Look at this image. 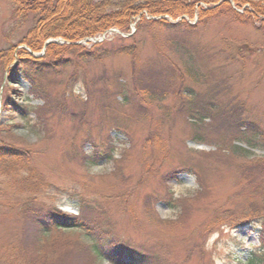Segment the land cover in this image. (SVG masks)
<instances>
[{
  "label": "rangeland",
  "instance_id": "rangeland-1",
  "mask_svg": "<svg viewBox=\"0 0 264 264\" xmlns=\"http://www.w3.org/2000/svg\"><path fill=\"white\" fill-rule=\"evenodd\" d=\"M15 9L12 0H0L1 59L4 49L14 45L12 57L0 65V146L29 148L34 159L27 163L33 173L25 168L11 170V165L0 162V264H15L9 260L10 245H17L24 224L20 207L27 200L32 208L57 210L66 216L79 217L80 203L93 210L86 215L89 229H61L42 243L44 262L49 259L50 264H113L106 256L93 255L90 246L96 239L108 250L121 248L124 258L134 254L139 261L142 254H149L154 264H240L247 252L264 245V171L249 163L264 157V136L253 144L247 143L246 135L234 140L230 129L235 128L218 123L221 114L213 121L205 118L211 125L202 124L199 129L195 124L201 122L187 114V106L184 113H172L156 125L160 108L174 110L170 94L147 105L146 120L138 117L133 102L123 101L120 95L89 100L84 76L97 75L98 84L108 90L129 81L131 65L126 54H112L98 62L65 52L62 57L69 55L70 65L40 71L29 65L36 77L32 83L19 55L22 48L30 50L18 40L27 24H20ZM195 16L191 22H196ZM112 29L114 33L109 30L106 40L124 34ZM155 34L154 40L146 37L142 42L144 60L157 56L155 43L168 51L167 31ZM189 40L187 47H197L203 56L201 63L194 62L193 70L207 76L185 82L184 91L193 93L186 99L242 104L241 116L264 131V36L253 25L220 20ZM93 43L79 44L90 48ZM241 45L246 48L235 51ZM44 47L45 43L41 52L29 53L40 57ZM228 49L243 54L244 65L223 60ZM108 78L113 85L106 82ZM31 84L39 87L41 97L29 92ZM46 100L51 104L48 107ZM59 107L66 111L59 112ZM71 112L76 117L68 116ZM154 128L164 142L145 144V136ZM122 129L131 134L132 143ZM107 141L115 146L113 153L119 149V158L113 154L112 161L92 165L75 158L80 151L89 153L92 142L101 145ZM232 145L247 152L234 151ZM161 148L152 173L146 172L142 156ZM171 167L178 169L176 177L161 184L158 178ZM119 171L122 175H117ZM149 193L161 198L149 202L145 196ZM247 216L258 217L261 232L257 226L236 228Z\"/></svg>",
  "mask_w": 264,
  "mask_h": 264
},
{
  "label": "trees",
  "instance_id": "trees-1",
  "mask_svg": "<svg viewBox=\"0 0 264 264\" xmlns=\"http://www.w3.org/2000/svg\"><path fill=\"white\" fill-rule=\"evenodd\" d=\"M12 2L16 7L14 13L20 17V24H27L24 33L18 40L32 52H41L44 43L49 39L60 38L64 41L61 43L55 41L48 43L44 47V54L40 57H34L26 49L19 50L25 68V75L32 83H35L33 79L36 77L32 70H29L31 67L29 65H35V68L40 71L70 65L72 64L70 56L99 62L102 58L112 54H126L130 58L131 65L129 81L127 79L122 84L117 83L118 80L115 77L114 82L119 85L114 86L112 79L108 78L106 82L113 85V88L108 90V87H105L104 84H98L100 83V77L98 78L97 75L92 76L90 79L84 76V88H86L89 100L120 95L123 101L133 102L138 117L142 116L144 120L149 114L147 105L154 101H161L162 97L170 94L173 97V103L170 104L174 110L171 111L166 107L167 111L165 112L164 107L160 108L161 117L155 121L156 125L165 118L170 117L172 113H184V108L187 106V114L201 122L195 124V127L199 129H202V124L211 125L210 121L216 119L217 114H221L222 119L218 123L222 122V126L226 129L235 128L234 130L230 129L234 131V140H238L239 136L246 135L247 143L253 144V142L257 143V137L261 140V137L264 136V131L260 127H255L254 122L241 116L242 104L232 106L231 103L226 104L219 101H216L217 103L190 101L187 99L193 97V93H189L190 90L184 91L185 82L190 81L192 78L207 76V74L193 70L194 62H199L203 56H201V52L197 51V47H187L192 35L205 29L209 23L222 20L228 23L253 25L264 36V0H12ZM244 5H248V7H244ZM243 7V12H240L239 9ZM195 15H197L196 22H191L194 21ZM134 22L135 32H131V24ZM112 28L124 33L131 32V34L121 36L112 33L113 37L110 40L105 39L93 43L90 48L77 43L86 38L97 37ZM166 31L169 34L167 40L168 51H165L161 45L159 46L154 42L157 56L144 60L141 56V45H143L144 39L150 37L154 40L155 33L159 34ZM127 40H129L128 43ZM13 47L14 45L10 44L4 49L2 59V51H0V65L12 57ZM240 48L246 47L241 45L235 51L240 52ZM65 52L70 56L62 57L64 56L62 53ZM179 52L181 53L180 57H172ZM245 58L243 54L239 56L230 49L223 55V60L228 63L231 62V64L240 62L244 65ZM38 89L37 85L31 84L29 92L40 96L42 92ZM186 97L188 98L186 99ZM44 104L46 107L51 105L47 100ZM21 107L24 111L26 110L25 106ZM106 107L107 105L104 108ZM59 110V112L66 111L60 107ZM68 116L76 117L72 112ZM205 118H210V121H203ZM153 124L154 121H151V125ZM226 129L224 130L226 131ZM124 131L127 139L132 143L131 134L127 130ZM162 141L164 142L157 128L150 130L144 138L145 144L156 145L161 144ZM110 142L107 141L101 145L92 142V150L89 153L79 150L80 152L75 158H80V161L85 165L95 164L99 160L112 161L115 146ZM4 145L3 147L0 146V162L11 165V170L18 171L25 168L29 171L28 173H31L33 167L27 163L33 161V151L29 148L23 149L10 144L6 145L4 143ZM232 146L234 151L247 152L242 147ZM162 151L161 148L159 151L151 152L150 155L142 156L141 162L146 172L151 171L152 173L153 162L159 161L158 157L161 156ZM249 163L257 167V171H264V157L257 158V160L251 159ZM177 171L176 167L169 169L158 179L163 184L167 179L176 177ZM121 172L119 171L117 175H122ZM251 175H254V173H251ZM249 179L252 178L249 177ZM119 180L120 178L117 181ZM27 183V185L31 184L29 180H27ZM145 196L149 202L161 198L152 196L151 193ZM27 202L28 200L24 201L20 207V217H22L24 224L20 226L17 245L13 242L10 245L12 251L10 250L11 257L9 260L12 263L50 264L49 259L47 263L44 262L45 252L41 250L42 243L48 236L61 229L81 231L89 229L86 215L93 212L89 206L80 203L78 217L66 216L52 209L39 210V208H32L30 203ZM124 212H127V210H124ZM257 218L256 216L243 217L236 223V228L258 227L260 223ZM258 230H261L260 226ZM95 241L97 239L92 241L90 250L96 258L106 256L107 260L113 264H154V260H150L149 254H142L139 261L135 260L134 254H129L127 258H124L121 254V248L118 246L108 250L104 245ZM15 246L17 252H13L16 251L13 249ZM247 254L248 256L240 264H264V245L259 244L255 250L247 252Z\"/></svg>",
  "mask_w": 264,
  "mask_h": 264
},
{
  "label": "clouds",
  "instance_id": "clouds-1",
  "mask_svg": "<svg viewBox=\"0 0 264 264\" xmlns=\"http://www.w3.org/2000/svg\"><path fill=\"white\" fill-rule=\"evenodd\" d=\"M33 139H36V137H33ZM119 155H120V151H119V149H117V151L114 153V156H115V158H119ZM101 170H103V169H101Z\"/></svg>",
  "mask_w": 264,
  "mask_h": 264
},
{
  "label": "water",
  "instance_id": "water-1",
  "mask_svg": "<svg viewBox=\"0 0 264 264\" xmlns=\"http://www.w3.org/2000/svg\"><path fill=\"white\" fill-rule=\"evenodd\" d=\"M49 41L46 42V44L48 43Z\"/></svg>",
  "mask_w": 264,
  "mask_h": 264
}]
</instances>
